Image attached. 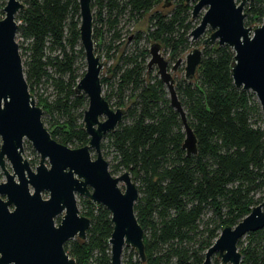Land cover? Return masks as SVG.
Listing matches in <instances>:
<instances>
[{
    "label": "trees",
    "instance_id": "obj_1",
    "mask_svg": "<svg viewBox=\"0 0 264 264\" xmlns=\"http://www.w3.org/2000/svg\"><path fill=\"white\" fill-rule=\"evenodd\" d=\"M21 1L23 8L15 21L20 22L16 35L27 42L25 82L38 83L47 76V68L53 70L58 76L55 86L62 94L54 108L65 120L48 133L63 146L83 147L88 142L82 125L87 100L73 91L84 73L76 76L74 68L77 57L84 60L78 41L77 0ZM159 1L94 3L98 6L97 16L103 11L112 28L121 15L135 23L149 14L145 40L170 44L169 54L174 56L188 42L190 27L185 17L191 9L179 0L172 14L152 13ZM243 14L245 27L260 24L264 0H251ZM173 31L177 33L175 39L170 37ZM140 38L137 34L136 42ZM147 54L146 50L141 52L143 57ZM232 58L233 52L226 46H206L193 78L174 87L197 142L196 154L191 156L181 148L182 125L169 99H165V87L144 72L147 63L145 68L144 60L135 62L134 56V65L121 76L118 91L125 84L132 86V100L125 108L130 122H119L103 138L106 146L113 148L114 168H122L133 184L139 183L135 185L138 197L133 210L143 232L144 264H200L222 228L235 226L259 204L253 195L264 193V120L253 95L233 86L229 74ZM105 82L100 78V85ZM42 108L52 109L44 102ZM99 148L103 151L104 143ZM81 204L86 210L82 216L90 226L83 240H69L63 250L74 264H110L109 214L86 199ZM206 212L211 214L209 223L199 230ZM245 239L244 246L241 240L237 242L240 264H264V228L247 234ZM134 264L140 261L136 259Z\"/></svg>",
    "mask_w": 264,
    "mask_h": 264
},
{
    "label": "water",
    "instance_id": "obj_2",
    "mask_svg": "<svg viewBox=\"0 0 264 264\" xmlns=\"http://www.w3.org/2000/svg\"><path fill=\"white\" fill-rule=\"evenodd\" d=\"M163 0L162 5H168ZM251 0H184L192 2L191 18L204 10L198 25L190 31L191 41L210 30L202 46H226L233 52L229 74L236 89L254 95L264 120V19L258 26H244L243 5ZM78 41L85 70L73 89L82 94L87 106L82 115L85 146L69 149L53 139L41 122V109L35 106L23 77L15 42V14L22 9L17 0H6L0 19V264H74L63 245L75 237L85 238L90 221L78 214L75 196L104 208L112 230L108 240L110 264H120L124 246H129L144 264L143 232L133 206L138 193L128 173L113 177L100 153L102 138L116 128L123 111L113 110L101 95L100 63L93 51L90 0H77ZM187 36V37H188ZM157 43L150 45L147 69L156 75L168 94L170 107L178 114L184 139L181 148L186 156L196 154V138L189 128L177 99L174 72L180 60L168 71L167 61L159 54ZM201 62V50L192 49L184 62V79L191 80ZM102 119V120H101ZM27 141L38 155L31 170L21 157L22 143ZM90 151L94 157L91 158ZM9 164L11 173L4 168ZM47 163V167L45 166ZM123 184V189L119 188ZM46 193L43 199L41 194ZM62 214V215H61ZM61 215L59 222L54 220ZM264 228V197L233 227H223L200 264H240L237 242L249 233Z\"/></svg>",
    "mask_w": 264,
    "mask_h": 264
},
{
    "label": "rangeland",
    "instance_id": "obj_3",
    "mask_svg": "<svg viewBox=\"0 0 264 264\" xmlns=\"http://www.w3.org/2000/svg\"><path fill=\"white\" fill-rule=\"evenodd\" d=\"M19 3H22L21 0H17ZM162 1L160 0L157 2L153 9L152 13H161L163 15H169L176 10L178 7L179 0H169L168 5H162ZM239 0H235L237 4ZM250 2V1H249ZM249 2H245L243 8L247 6ZM6 0H0V19L3 17L2 8ZM190 9L192 8L193 3L188 2L185 3ZM91 16H92V42H93V51L94 54L98 57L99 62H104V66L102 65L99 73V78L105 79L106 82L101 85V95L107 98V101L113 110L121 109L123 113L122 120L120 121L123 124H129L130 119L125 116L127 112H125V108H127L130 104L131 95H132V86L128 83L125 84L120 91L118 86L121 83L122 75L125 70L131 68L134 65L133 59L136 56L137 60L135 62H141L144 60L145 68L146 63L149 60V55L143 57L141 52L146 50L148 52L149 47L153 43H157L160 46L159 54L162 56L164 60L167 61V69L168 71L170 68L175 64L177 60H180V63L176 70L171 73V77L174 81V87L178 86L179 84L186 83L187 80L184 79V62L185 56L194 48H198L201 50L206 46H202V41L210 35V30H205V32L195 41H191L189 38V33L193 30L199 23L200 17L204 10H201L197 16L191 18V11L188 12L187 17H185V23L189 24L190 29L186 33V38H188L187 44H185L184 48H182L177 54L174 56H170V44L168 46H164L159 42H155L152 40L146 41L143 35V32L148 27V15L144 17V19H138L137 22H132L128 19L127 15H121L118 18L117 24L112 28L107 21V15L101 11L100 16H97L98 6L95 5L94 0H91ZM23 8V7H22ZM150 13V14H152ZM18 15V12L15 14V17ZM245 22V19H244ZM17 25L20 24L19 21H15ZM258 23H252L248 27L252 28L254 26H258ZM95 32V33H94ZM180 33V31H179ZM115 34L117 36H115ZM137 34H141V38L138 39L136 42ZM188 36V37H187ZM171 38L175 39L177 37V33L173 31L170 35ZM15 42L17 46H20L18 49L21 65H22V72L23 77L25 79V68L24 62L26 61L27 53H24V49L27 46V42L22 41L20 37L15 34ZM75 74L79 76L85 70L84 60L77 57L74 63ZM144 72L149 73V79L155 77L158 79L156 75L155 67L150 68L149 70H144ZM142 79H145V75L141 76ZM58 78V76L53 72L52 69L47 68V76H42L38 83L29 82L27 84L28 92L31 95L32 101L38 108L41 109V122L43 127L47 130V132H52L56 126H59L65 120V116L62 112L57 111L54 108L56 102L61 99L62 94H60L55 86L54 81ZM164 88V87H163ZM165 91V99L168 100V95ZM252 94V93H251ZM177 98L179 95L176 91ZM253 95V94H252ZM254 97V95H253ZM255 101V97L253 98ZM43 102L46 103L48 106H51L52 109L45 110L42 108ZM118 103H121L120 107L117 106ZM82 110V109H80ZM78 110V111H80ZM102 120V119H101ZM79 123V120L76 122ZM100 143H104L105 148L101 151V156L105 160L108 166V171L113 177L120 176L124 170L120 167L117 169L114 168L115 161H113V148L112 146H106L107 141L102 138ZM67 148L73 149L71 144L66 145ZM91 158L94 157L93 151H90ZM21 157L26 160L31 168H33L38 164L39 157L38 155L32 150L30 144L27 141H23L22 143V154ZM45 166L47 167V163L45 162ZM4 168L9 173H11L9 164L5 161ZM4 178L2 172L0 170V182H3ZM139 183L136 181L134 185H138ZM119 188L123 189V184L119 183ZM42 198H47L46 193L41 194ZM264 197V193H255L253 195V200H257L259 203L262 202ZM76 206L78 210V214L80 216L83 215L85 207L81 204V200H85L80 196H75ZM87 200V199H86ZM62 215V214H61ZM61 215L57 216L54 220L55 224L59 222ZM210 212H206L200 219L199 222V230H202L210 220ZM71 240H78V238H74ZM242 245L246 243L245 236L241 239ZM239 240V241H240ZM138 257L136 256L135 252L129 247L124 246L121 251L120 255V264H134ZM210 264H219V261L216 257L211 258Z\"/></svg>",
    "mask_w": 264,
    "mask_h": 264
}]
</instances>
